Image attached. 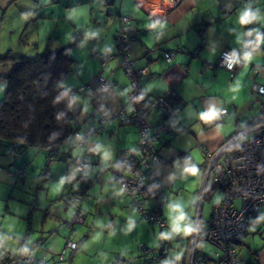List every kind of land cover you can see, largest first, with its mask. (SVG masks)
I'll use <instances>...</instances> for the list:
<instances>
[{
	"label": "crops",
	"instance_id": "crops-1",
	"mask_svg": "<svg viewBox=\"0 0 264 264\" xmlns=\"http://www.w3.org/2000/svg\"><path fill=\"white\" fill-rule=\"evenodd\" d=\"M162 1L0 0V56L32 57L46 50L67 48L73 62L62 85L68 90L66 105L73 117L72 122L80 131L90 125H98L100 119L109 118L122 107H125L126 113L130 112L126 106L129 79L122 69L120 56L109 60L103 68L102 74L111 84L110 87H101L92 80L100 69L97 55L115 53L116 33L122 16H130L136 22V37L129 45V57L146 67L142 78L143 88L181 104L177 115L181 129L172 137L162 135L159 148L165 162L155 170L158 180L167 188V202L163 207L166 225L163 228L144 220L125 192L122 196L117 195L122 187L114 178L111 167L122 152L135 145L138 132L133 125L107 121L96 136L89 137L86 144L80 146L74 145L75 138L70 137L57 153L62 157L64 167L54 163L56 157L48 162L47 152L42 149L25 148L15 155L5 144H0V231L7 233L11 228L14 234L23 235L20 241L22 245L30 238L32 231L43 233V239L35 238L31 246L39 245L41 252L38 251L36 256L44 257L51 248L57 249L45 260L47 264L65 261L66 255L60 261L57 254L67 239L73 241L76 230L71 231L82 226L78 224L72 229L66 226L67 213L73 206L64 200L63 207L60 205L51 210L48 205L41 214L31 204L34 201L30 197L26 199L33 180L37 181L42 170L46 177L53 175L55 185L60 187L57 183L61 179L67 183L66 177L71 173L67 161L71 160L73 164L74 159L90 154L99 145L97 153L100 164L74 181L77 189L84 182H90L78 204L80 210H87L83 225L89 227L87 230L80 228L83 231L79 229L83 237L73 241L77 243L75 250H79L91 234L100 231L105 239H115L116 247L113 250L117 263L160 264L139 246L143 244L149 249L163 246L165 260L172 259L174 252L179 251L177 245L184 248L175 236L172 240L159 239L161 232L170 230V215H175L171 213L169 205L179 203L188 219L194 225L198 222L199 228L205 229L211 207L208 218L202 223V206L209 193V184L218 194L211 182L204 185L205 163L201 164L202 175L198 182L194 183L196 178L193 177H181L184 158L191 154L203 159L199 146L217 150L225 140L252 123L264 101L253 91L256 86L264 85V71L254 74L251 66L243 77L244 88L237 94V100L224 104L227 109L225 122L232 117L237 131L222 140L212 138V130L205 128L204 136L197 137L193 125L197 123L199 112L210 104L219 106L218 101H231L233 93L229 91V86L243 72L240 67H235L231 77L224 68H213L212 65L225 48H236L239 55L243 54L244 42L249 38L243 35L247 30L238 23V16L245 7L238 0H182L177 6L163 12L151 9V6L160 5ZM251 5L253 10L258 9L260 15L264 16V0H252ZM157 21L163 23L164 27L149 26ZM256 28L264 33V26L260 22H257ZM172 50L179 51L171 61H167L164 52ZM257 64H264V57H257L253 65ZM15 65L12 61L0 65V76L10 73ZM4 95L5 84L0 81V102ZM161 120V113L157 109H152L147 115L151 126L158 125ZM241 124L243 127H240ZM104 153L109 154L107 160L103 158ZM59 170L62 173L58 174ZM65 183L60 191L61 197L66 194ZM43 186L47 190L46 202L59 205L61 201H53L55 196L50 194L49 182H44ZM129 218L135 223L131 232H127ZM54 222L59 226L64 224L65 230L54 233L57 229ZM202 244L204 246L199 249L206 262L211 264L215 246L209 242ZM242 244L243 241L235 246L237 264H264V248L255 251L247 249L248 252L244 254ZM75 250L68 253V263L72 262Z\"/></svg>",
	"mask_w": 264,
	"mask_h": 264
},
{
	"label": "built area",
	"instance_id": "built-area-1",
	"mask_svg": "<svg viewBox=\"0 0 264 264\" xmlns=\"http://www.w3.org/2000/svg\"><path fill=\"white\" fill-rule=\"evenodd\" d=\"M182 0H163L160 5L151 6V9L163 12L169 8L177 6ZM252 0H238L245 9L251 7ZM256 24L249 25V28H256ZM247 30V29H246ZM136 37V22L130 16H122L121 23L116 33L115 53L98 54L100 69L96 72L92 80L101 87L108 88L111 84L104 78L102 72L107 62L115 56L121 57V66L129 79V89L126 95V106L132 111L126 113L125 107L120 108L109 118H102L98 125H90L84 131L78 128L74 131V145H85L91 136H96L103 124L107 121H117L120 124L133 125L138 132V139L131 149L122 152L112 164L114 178L120 186L125 189V193L131 198L141 217L156 224L159 228L166 225L163 215V207L167 202L166 186L162 184L156 176V167L163 164L165 159L160 153L159 144L162 135L172 137L180 131L178 122V112L181 108L179 102L167 99L162 95L147 92L142 86V78L145 75L146 67L136 63L129 57V45ZM179 50L165 51L164 57L171 61ZM239 56L236 48H225L220 52L217 62L213 68L222 67L230 73L232 77L235 67L229 70L227 61L232 53ZM252 65L254 74L264 71V64ZM85 88L88 86H84ZM260 97L264 98V85L256 86L253 89ZM143 95V100L137 97ZM152 109H157L161 113L162 120L156 126H151L147 121V115ZM258 126V127H257ZM238 134L248 135L249 141L242 147L243 151H238L234 156L228 152H223L221 157L216 156V151H212L204 146H199L205 163L204 185L211 182L216 186V192L220 203L211 205L210 216L205 229L199 228V233L192 237L182 239L175 236L186 249L180 264H208L198 244L209 242L215 246L214 259L211 264H237L238 255L235 246L241 243L257 217V212L264 207V101L260 104L259 110L252 123ZM238 134L232 136L233 139ZM1 144V140H0ZM224 147L227 143L224 142ZM16 143L9 144L13 151ZM215 157L210 161L209 157ZM53 161L52 156L48 157V162ZM216 161H219L217 165ZM211 163V167L208 164ZM76 170L85 173L100 164L97 152L83 155L73 160ZM120 165L116 169L114 165ZM219 168V170H217ZM130 170V171H129ZM81 195L73 193V200L65 198V202L74 207V215L65 220V224L72 229L78 224L84 223V213L78 208ZM195 226H198L196 222ZM72 240L67 239L62 250L57 254L58 260L65 258V250H75L70 248ZM140 249L146 250L152 260L162 264L165 257L162 254L163 246L154 249L146 248L141 244ZM2 264H47L44 256H35L31 259L27 257L4 258Z\"/></svg>",
	"mask_w": 264,
	"mask_h": 264
},
{
	"label": "trees",
	"instance_id": "trees-1",
	"mask_svg": "<svg viewBox=\"0 0 264 264\" xmlns=\"http://www.w3.org/2000/svg\"><path fill=\"white\" fill-rule=\"evenodd\" d=\"M9 61L15 67L0 76L5 84L4 99L0 102L1 144L9 148V144L16 143L13 151L9 148L15 155L25 148H37L55 159L78 128L66 105L68 90L62 85L73 60L63 47L32 57L0 56V65ZM89 183L84 182L76 193L83 196Z\"/></svg>",
	"mask_w": 264,
	"mask_h": 264
},
{
	"label": "clouds",
	"instance_id": "clouds-1",
	"mask_svg": "<svg viewBox=\"0 0 264 264\" xmlns=\"http://www.w3.org/2000/svg\"><path fill=\"white\" fill-rule=\"evenodd\" d=\"M155 15V12H153ZM260 22L262 26H264V16H261L259 10H253L250 6L247 7L244 11L239 13L238 23L242 28H246L247 31L243 33V35L247 38L244 42V52L242 55H237L235 52L232 53L230 59L227 61V67L229 70H232L234 67H240L243 69V72L234 79V82L229 86V91L233 93L231 97V101H218V104H210L204 110L200 111L197 116V123L193 125V131L196 133L197 137L204 136V129H211V136L214 139H222L225 140L226 137H231V134L237 131L236 126L232 123V117H228V122H225V117L227 115V109L224 107L225 103L234 102L237 100V94L241 93L244 88L243 77L247 74L250 67L256 63L257 57H264V33H261L259 28H249V25L256 24ZM151 28H163L164 24L157 21L156 23H152L149 25ZM257 70L258 64H257ZM67 95V93H64ZM143 95L137 97V100H143ZM85 111L87 109L85 108ZM129 111H132L129 108ZM243 127V124L240 125ZM258 127V126H257ZM227 129V130H226ZM235 142L232 140H225L227 143V147H224L223 144L220 145L219 150L216 151V156L221 157L223 159L222 153L228 152L232 153L235 151H243L242 145L249 141L250 137L244 134H238L233 138ZM100 150V146L97 145L96 148L92 149L93 152H98ZM105 160L109 158L108 153H104ZM210 161L215 160V157L210 156ZM204 163L203 159H197L189 154L184 158L183 168L180 169L181 177L187 179L188 177L196 178L194 183L199 181V178L202 175L201 164ZM217 165H219V161H216ZM116 169L120 168V165H114ZM177 167L179 164L177 163ZM208 167H211V163L208 164ZM219 170V168H217ZM130 171V170H129ZM65 183L64 179L59 181L60 187L57 189L59 191ZM125 192L124 188H120L117 195H123ZM215 203H220V198L215 200ZM169 209L171 213H175V215H170V230L166 232H161L159 239L161 240H172L174 236L179 235L182 239H186L188 237H192L195 234L199 233V227L195 226L193 222H191L183 208L179 203H172L169 205ZM74 215V207L70 208L67 216L71 218ZM264 222V216H260L256 223ZM127 232H131L134 227V221L129 218L127 222ZM97 226H99L97 222ZM251 231H255V225L253 226ZM111 234V233H110ZM100 234L97 233L95 238H99ZM94 238V239H95ZM23 239L22 235H17L12 232V229L9 228L8 232L0 231V264L4 261L6 256L9 259L14 257H27L29 259L36 256V253L40 251L39 245L32 247L33 238H29L27 242L23 245L20 244V241ZM73 239V238H72ZM76 240V239H75ZM74 241V239H73ZM203 244H198L197 247H203ZM76 244L73 242L70 244V248H75ZM87 247V244L84 245ZM179 248V251H175L172 259H167L162 261V264H180L184 257L185 248L176 246ZM57 251L55 248H51V251L45 255L44 259L48 260L51 256V252ZM65 254H67V250H65Z\"/></svg>",
	"mask_w": 264,
	"mask_h": 264
},
{
	"label": "rangeland",
	"instance_id": "rangeland-1",
	"mask_svg": "<svg viewBox=\"0 0 264 264\" xmlns=\"http://www.w3.org/2000/svg\"><path fill=\"white\" fill-rule=\"evenodd\" d=\"M55 157H56V160L54 161V163L61 164V167H64V161L62 157H60L58 154ZM66 164H68L67 166H70L69 171H71V173H69L68 177H66L67 183L65 184H67V186H65L66 188L64 189V193L66 192V194L63 195L62 197L60 195L61 194L60 191L62 190V188L59 191H57L59 187L55 185L56 183H55L53 175H49V177H46L43 175L44 171L42 170L40 172L41 175L38 174L37 181L33 180V183L31 184L30 192L29 194H27L26 199L30 197L29 199L34 201L31 204L33 205V207L38 208L41 214L44 213V210L45 208L48 207V205L49 207H51V210H55L60 205H62L61 207H63V204H64L63 200L65 201V198H69L73 200V193H75L77 190L76 186H74V181L77 180L79 175L81 176L83 174L76 170L71 160L67 161ZM65 168H66V165H65ZM60 172L62 173V170H59L58 174H60ZM44 182H49L50 194L55 196V198H53V201L55 200L61 201L59 202V205L53 204V203H51L50 205V203L48 204V202H46L45 198L47 197V190L44 189L45 188V186H43ZM57 185L60 186L58 183ZM54 186L56 188H54ZM213 190L211 188V184H209V193H208L207 198L204 200V203L202 206V223L204 222V220L208 218L209 210H210L212 202H215V200L218 198V194L215 193V189ZM82 210L84 211V215L87 216V210H85L84 208H82ZM59 216H61V214ZM260 216H264V207H261L259 209V211L257 212L256 219L252 222L251 226L248 228V231L244 237L243 244H242V251L244 254L248 252L247 249H251L252 251H255V250L264 248V222L256 223V221L258 220ZM52 218L53 220L56 219L54 217ZM254 225H255V231H251L250 229H252ZM63 226H59L56 224L55 227L57 229L54 231V233H58L60 230H65L64 229L65 226L64 227ZM79 226H82V227L77 226L71 231L73 233L76 230V233H73L74 234L73 239L74 240L76 239L77 241L82 239L83 237L82 236L83 230L80 228H83V229L85 228L87 230L89 227V226L83 225V223ZM79 229L82 231L79 232ZM97 232L99 233L100 231H97ZM97 232L95 231L93 234H91L90 238L87 239L86 242L82 243L79 250L74 251L75 255L73 256L71 263H68L69 261L68 253L70 252V250H68L67 254H65L66 255L65 261H62L59 263L60 264H122V263H117V258L115 256L116 254L114 253V250H113L114 246L116 247V245H114L115 239L112 237L105 239L104 234L102 233H99L100 234L99 238H95L97 236ZM35 234L37 236H35ZM42 235L43 233H40V231H36L35 233L34 231H32L30 238L34 237V239L37 238L38 240H40V238L43 239ZM45 236H47V234H45ZM85 244H87V247H84Z\"/></svg>",
	"mask_w": 264,
	"mask_h": 264
},
{
	"label": "bare ground",
	"instance_id": "bare-ground-1",
	"mask_svg": "<svg viewBox=\"0 0 264 264\" xmlns=\"http://www.w3.org/2000/svg\"><path fill=\"white\" fill-rule=\"evenodd\" d=\"M161 145V144H160Z\"/></svg>",
	"mask_w": 264,
	"mask_h": 264
}]
</instances>
